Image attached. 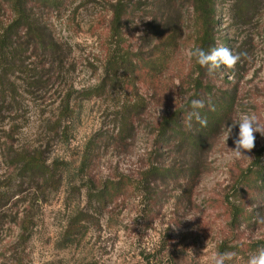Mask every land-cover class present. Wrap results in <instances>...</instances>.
<instances>
[{"label":"rangeland","instance_id":"374dc122","mask_svg":"<svg viewBox=\"0 0 264 264\" xmlns=\"http://www.w3.org/2000/svg\"><path fill=\"white\" fill-rule=\"evenodd\" d=\"M124 1L132 10L118 38L115 0H68L32 13L55 50L32 49V89L15 74V102H0V186L19 191L1 233L0 264H208L217 251L236 253L230 264H247L264 244L256 174L264 168V136L254 133L255 147L243 153L249 158L232 159L229 150L242 114L264 124V0H214L215 48L247 57L212 74L187 55L198 36L192 0ZM10 19L0 0V24ZM164 20L183 35L166 49L157 45ZM226 94L231 109L207 136H198L195 118L187 128L181 114L179 131L201 139L199 147L178 138L158 147L172 113L193 111L192 100L209 107ZM21 153L54 170L55 182L22 179L12 162ZM152 167L186 174L164 181L147 176ZM111 181L129 185L98 206L87 191Z\"/></svg>","mask_w":264,"mask_h":264},{"label":"trees","instance_id":"16d2710c","mask_svg":"<svg viewBox=\"0 0 264 264\" xmlns=\"http://www.w3.org/2000/svg\"><path fill=\"white\" fill-rule=\"evenodd\" d=\"M67 1L68 0H4L10 10L11 19L6 23L0 24V102L4 101L6 98H9L12 103L15 102L19 90L18 86L15 84L16 81L12 80L15 74H21L24 77L22 82L25 84L27 90L32 89V49L45 51L47 54L54 53V42L43 36L38 21L33 19L32 13L34 9L57 10L64 7ZM128 3L129 2H125L124 0H115L112 6L111 29L112 35L116 38L120 36L119 31L122 21L128 16L127 10H132L131 8H127ZM171 4H174V0H172ZM134 5L136 6L137 3L134 2ZM216 6L214 0L191 1V9L195 13L198 22L196 47H200L206 52L216 47L214 44L215 37H213L211 29L212 18ZM151 23L148 25V30L153 27ZM162 25L164 26H162V28L167 27L168 29L163 32L161 36L159 35L161 41L158 42L157 45L161 44L166 49L168 46L178 44L183 38V35H178L176 23L171 20H164ZM224 41H226V39H224L222 43ZM27 54L31 59L28 63L25 59L29 58L25 57ZM139 60L140 58L133 57L131 61L136 64ZM20 87L21 86H19V88ZM194 87L196 91L195 94H201L202 91H205V86H202L198 80H196ZM231 98L230 94H226L221 99L211 103L209 107L195 109L202 119L207 120L206 126L197 123L198 128L196 131L198 136H207V134L219 124L223 116L231 109ZM197 99L199 98L197 97ZM188 106L191 110V102ZM181 114L187 115L188 113L178 109L165 119L167 125H165V123L162 124L160 129L161 131L162 129L167 131L161 133L158 147L161 145L166 149L169 148L174 138H178L182 142H188L192 149H195L196 146L199 147L198 144H201V139H196L194 137L188 138L187 134L182 135L179 131L177 122L179 119L183 120V118H180ZM12 160L14 166L18 168L22 179L28 182H32V179H41L44 184H52L56 180L55 171L52 169L47 170L44 163L32 159L29 153L18 154L14 156ZM184 174H186V170L176 172L174 167H152L147 171V176H154L156 179L164 181H169ZM256 174L262 184V190L258 191V196H261L262 201H264V168H262L261 171H257ZM128 185V182L111 181L102 184L99 189H90L87 192L94 203L98 206H102L106 202L111 203L120 193L125 192ZM18 194L19 191L15 184L6 185L5 187L0 186V237L3 227L6 224L5 220L11 218L6 215L8 213L7 211L12 209L10 201ZM12 218L16 221L17 217L13 215ZM78 224L79 222H76L73 227L75 228ZM27 229L28 225L26 226V230ZM2 240L3 239H0V243ZM261 248H264V244L261 245Z\"/></svg>","mask_w":264,"mask_h":264},{"label":"clouds","instance_id":"9594fccd","mask_svg":"<svg viewBox=\"0 0 264 264\" xmlns=\"http://www.w3.org/2000/svg\"><path fill=\"white\" fill-rule=\"evenodd\" d=\"M190 59H194L195 62L202 68H207L209 74H212L215 70L221 67L226 69H234L237 63L242 57H247V53H233V51L226 47L212 48L210 51H205L200 47H195L187 53ZM204 102L201 100H192L191 108L193 111L188 112L185 118V126L189 129L192 127L193 118L202 126L207 125V120L202 119L195 109L203 108ZM239 124L238 138L234 141L235 148L229 149L232 159H240L245 156L244 152H250L255 147V135L259 132L264 136V124H261L255 114L245 113L242 114L239 119L233 122V126ZM232 128L227 127V135L225 142L231 133ZM249 158V157H248ZM264 219V218H262ZM236 258L234 252H213L209 257L208 264H230ZM247 264H264V248L257 250V253L250 256Z\"/></svg>","mask_w":264,"mask_h":264}]
</instances>
